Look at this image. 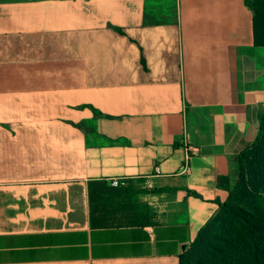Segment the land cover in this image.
<instances>
[{
	"label": "crops",
	"instance_id": "obj_1",
	"mask_svg": "<svg viewBox=\"0 0 264 264\" xmlns=\"http://www.w3.org/2000/svg\"><path fill=\"white\" fill-rule=\"evenodd\" d=\"M0 73V264H180L264 115L245 0H0Z\"/></svg>",
	"mask_w": 264,
	"mask_h": 264
},
{
	"label": "trees",
	"instance_id": "obj_2",
	"mask_svg": "<svg viewBox=\"0 0 264 264\" xmlns=\"http://www.w3.org/2000/svg\"><path fill=\"white\" fill-rule=\"evenodd\" d=\"M245 4L253 12L255 44L264 46V0H245ZM238 161L239 180L236 187L229 193L227 201L220 206L217 214L201 229L190 249L181 256L180 264H221L219 257L230 264L227 261V250L221 243L232 240L233 237L227 230L217 236L212 235L213 223L223 212L238 216L245 226L242 234L244 243H241L233 263L261 264L260 260L264 258V115L261 117L257 139L240 154ZM105 185L109 187L107 183ZM239 198L254 205V209L235 206L233 201Z\"/></svg>",
	"mask_w": 264,
	"mask_h": 264
},
{
	"label": "rangeland",
	"instance_id": "obj_3",
	"mask_svg": "<svg viewBox=\"0 0 264 264\" xmlns=\"http://www.w3.org/2000/svg\"><path fill=\"white\" fill-rule=\"evenodd\" d=\"M15 75V74H13ZM0 77H3V74L0 73ZM6 84L3 83L2 80H0V87H4ZM9 87V85H6ZM253 190V187H252ZM234 205L237 207L245 208L248 210H253L254 205L250 204L248 201L244 199H236L233 201ZM214 229L212 231L213 236H217L218 233H222L224 230H227L230 233V236L233 237L232 240H224L221 244L226 248V254L229 258L227 260L230 264H234L233 260L237 258L238 250L241 247V243H244L242 234L244 231V225L239 220L238 216H235L233 214H228L226 212L221 213L218 215V217L215 219V222L213 223ZM239 240L240 242H238ZM219 245L220 242H218ZM226 259L223 257H219L218 261L221 264H226ZM261 264H264V258L260 260Z\"/></svg>",
	"mask_w": 264,
	"mask_h": 264
},
{
	"label": "built area",
	"instance_id": "obj_4",
	"mask_svg": "<svg viewBox=\"0 0 264 264\" xmlns=\"http://www.w3.org/2000/svg\"><path fill=\"white\" fill-rule=\"evenodd\" d=\"M192 151L195 153L199 152L197 148H192ZM190 171H191L190 166L188 164H186L181 170L183 174H188ZM106 183L110 188H121V187L126 186L127 178H111L107 180ZM146 183H147L148 188H151V183L149 179L147 180Z\"/></svg>",
	"mask_w": 264,
	"mask_h": 264
}]
</instances>
